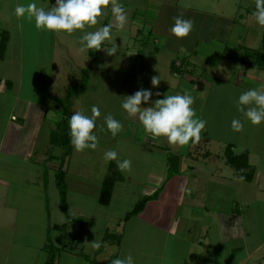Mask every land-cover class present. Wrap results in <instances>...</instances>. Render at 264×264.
Returning <instances> with one entry per match:
<instances>
[{
    "label": "crops",
    "instance_id": "1",
    "mask_svg": "<svg viewBox=\"0 0 264 264\" xmlns=\"http://www.w3.org/2000/svg\"><path fill=\"white\" fill-rule=\"evenodd\" d=\"M180 1L120 0L129 16L126 27L131 33L137 34L132 37L130 42L117 46L119 51H124V61H132L136 65L135 70L138 72L137 80L140 85L133 93L142 88L151 89L154 93L152 99L155 100L163 98L166 94H183L187 91L194 98L192 107L197 113L199 97L211 94L212 79L216 82L230 83L238 88L244 83V85L253 84L257 89H264V77L256 72V70H260L251 65L250 59L243 57L245 49L259 50L264 53V27L260 29V36L256 37V42L250 40L252 37L248 36L250 32H254L252 25L256 23L252 16L255 10V0L251 1V5L245 13L242 12L241 0H226L232 9L227 11L231 12L230 16L219 13L223 12L225 6L220 0L212 2H209L210 0H182L187 6H180ZM51 2H55V0H51ZM47 4L43 7L48 8L55 3ZM219 5L220 8H218ZM227 5L229 6V4ZM141 9L144 10L143 13H140ZM144 12L146 13L144 14ZM185 14L205 15L217 19L213 22L214 27L211 26V22H193L194 27L190 38L192 35L201 34L202 27L198 24L201 26L204 24L209 28V32L206 34H212L210 27L221 31L226 26L228 33L224 35V41L216 39V41L200 42L193 40L194 38L185 41L184 38L175 37L170 31L175 22L174 17L182 16L187 19ZM194 15L192 17L195 18ZM112 18L114 17L109 7L104 11L100 24L89 30H95L96 27L105 25V23L114 24ZM195 28L198 32L196 34ZM237 29H240L241 32L238 33ZM118 30L121 29L113 27V35H111L109 43H105V47L110 48L116 45V41L119 42L117 36L114 35ZM218 36L222 38L221 34ZM160 38L162 49H159ZM114 39L116 41H113ZM79 42H81V37ZM137 44H140L142 48L135 52ZM81 46L79 45L76 50L70 46L71 51L68 52V56L73 55L75 51L80 55ZM8 49L9 43L5 59L0 62L6 63ZM93 50H85L87 51L85 57L93 59V54H95ZM58 53L55 48L50 61H48L52 67V74H48L49 77L54 76L58 71V66L64 64L63 58ZM16 62L12 67L13 75L9 72L6 75L1 73V77L3 76L4 79L0 80V94L11 90V94H13L11 95L13 98L11 112H17V115L10 114L5 125V133L0 140V264H46L52 249L58 250L55 264H84L85 258L79 253L85 251L95 255L94 258L98 262L105 264L106 260L111 259L113 255H118V258L132 255L136 264H143V260L148 258V255L152 257V260L154 254L158 255V252L162 251V247H165V257L167 250L171 248L168 254L170 257L168 261L171 264H264V199L260 195L264 193V155L258 159L254 157L256 160L254 161L253 155L248 149L246 153H242L248 154L249 165L254 171L252 180L245 181L229 165L225 155L226 151L222 155L214 152L213 140L209 141L204 137H201L195 144L190 142L189 145L183 147H173L168 144L166 138L152 137L145 132L146 136L140 138L142 141L140 144L143 146L141 156L137 158L142 162L140 174L143 176V181L136 192V197L132 201V199L126 200L122 196L126 202L124 208L122 203L118 207L112 208L117 189H120L121 195L126 194L125 188L117 187L120 183L123 184L126 179L124 172L119 170L122 181L117 182L114 187L112 205L103 206L100 204L103 207L102 213L109 210L117 213L118 208L121 212L119 220L108 219L112 217L106 213L100 222L102 230L95 240L90 242V234H87L86 236L81 235L82 237L77 241L75 238L77 233L79 231L89 233L91 227L83 225L79 229L75 221L82 222L83 220L80 219L82 217L71 214V204L69 203V215L73 221L68 222L66 229L54 228L55 225L61 226L67 223L66 216L64 220H61L60 217L54 219L49 201L44 198L45 196H40L43 201L37 202L36 196L30 197L29 195L31 188L28 179L25 178L26 184H20L17 180L15 181V178L22 176L21 163L30 164L34 161V157L38 154L36 151L38 139L41 137L45 125L48 127L47 121L52 118L50 117L51 113L54 114L55 120L57 119L56 113L61 109L59 102L63 98L55 96L53 106H49L30 97H25L23 94L25 63L22 43L19 46ZM28 65L38 68V64L35 62H29ZM44 68L46 71L47 68ZM45 71L43 74L36 71L32 78L34 77L35 81H40L41 75L47 77ZM234 73L238 74V79L236 77L237 83L232 84ZM154 76H159L161 79L158 88L152 87L151 79ZM5 79L11 85L6 88L7 83H5V88L2 89ZM86 91L87 89L78 94L76 98ZM156 92H160L162 95L157 97ZM76 98L73 101L71 115L75 111L85 108V105L76 106ZM86 112L91 115V110ZM13 117H16V120H13ZM53 127H50L51 129L48 127V138L56 129L55 126ZM229 145L234 146V143ZM168 151L180 158L179 173L169 181H167ZM233 153L242 155L236 154L234 148ZM72 156L68 158L65 166L68 193L74 185H79L81 177L84 178L82 169H76L75 172H71L70 176ZM59 157V155L49 157L46 155L38 160L39 162H48V165H42L43 170L47 166V168L55 167L57 170ZM215 158H221L222 162L217 164L220 161H215ZM17 166H19L18 169ZM228 167L232 168L233 172L230 173ZM45 170L42 172V181H40L41 192L45 186ZM28 172L27 176L34 173L33 170L31 172L28 170ZM18 180L22 181L23 179L19 178ZM83 181L82 184H84ZM210 185L218 188V191L212 196ZM101 187L102 184L98 199ZM225 188L236 193V205L221 204L220 195L225 191ZM159 190H161L160 194L146 205L141 214L126 222L124 226L121 225L125 216L134 209L139 200L151 196ZM40 195L42 194L40 193ZM75 213L79 214V211ZM94 219L95 217L90 220L94 221ZM96 221H98L97 218ZM149 228L150 230H148ZM120 229L121 233H118L117 231ZM107 231L110 234L121 236L120 246L114 240H110L102 248L95 247V244L101 245L100 242ZM153 231L169 235L166 246H159L157 242L153 248L152 244L148 243ZM172 242L173 244L167 247ZM106 253L107 255L104 257L103 254Z\"/></svg>",
    "mask_w": 264,
    "mask_h": 264
},
{
    "label": "rangeland",
    "instance_id": "2",
    "mask_svg": "<svg viewBox=\"0 0 264 264\" xmlns=\"http://www.w3.org/2000/svg\"><path fill=\"white\" fill-rule=\"evenodd\" d=\"M212 1L215 0H210L209 2ZM251 1L252 0H241L242 12L244 13L247 12V9L251 5ZM29 2L32 1L31 0H0V30L8 31L10 34V40L8 42L9 49L7 52L8 56L5 60L6 63L0 62V66H2L0 67V80L1 78L4 79L3 76L1 77L2 75L1 73L6 75L9 72L11 75H13L12 67L15 63H17L16 59L18 56L19 46L21 43L23 44V49H24L25 66H24L23 94L25 97H30L31 99H34L40 103H45L46 105L53 106L54 103L53 101L55 96L58 95V97L60 98L62 97L64 99L67 95L68 88L78 84L81 81L83 76L82 73L83 70L88 69L90 71L89 73L90 80L88 83L87 91L77 98L74 97V99L76 98L75 104L77 107L85 105L83 111L85 112L86 115H90L86 111L88 110L90 111L93 105L99 107L101 111V116L97 119V129L95 130L99 139V144L95 150L86 149L83 152H76L73 149L74 150V152L72 153L73 156L71 154L72 163L70 165V176H71V172H75L76 169L77 170L82 169V171L84 172L83 175L84 178L81 177V182H79V185L78 186L74 185L69 190L68 203L71 204V210H70L71 214L81 215L80 217L82 218L80 219L83 220L82 221V223L84 222L83 225L85 227L87 225L88 227H91L89 229V233H87V231L81 233V235H85V236L87 234L88 235L90 234L89 236L91 237L90 240L91 242L95 240V237H98L99 232H101L102 230L101 229L102 226H100V222L103 215L108 213V215L112 217L108 219H111L113 221H117L119 220V217H121V214L119 215V213L121 212L119 211L118 208H117V213H115L114 211H110L109 209H108L109 211H107L106 213L105 212L102 213L103 207L99 203L98 193L100 190V186L102 184L104 177L108 176L111 173L110 162L105 161L104 153L108 150L114 149L118 152L119 159L121 160L129 159L132 161L131 171L124 172L125 174L124 176L126 179L123 182V184L120 183L117 186L118 188L120 187L125 188L126 194L121 195L120 189H117L116 187L117 193L113 201L114 205L110 203L112 205V208L118 207L119 204L121 203L124 208L126 202L124 201L122 196H124L126 200L132 199L133 201V199L136 197V192L140 188V185L143 181V176L142 174H140L142 172L141 171L142 167H140L142 162L137 158L141 156V150L143 148V146L140 144L142 143L140 138L142 139L143 136L145 137L146 133L143 129V126H141V124L139 123V121L136 118H129L127 113L121 107V103L125 99V97L134 94L133 93L134 90L138 89V86L140 85V83L137 80L138 72H136L135 70L136 65H134L132 61H126V62L124 61L125 58L123 55L124 51H118L115 55L109 56L107 54L106 47L97 51L93 50L95 54H93L92 57L93 59H91L93 61L92 63L89 58L85 57L87 51L80 50L81 53L80 55H78L79 53L75 51L73 55L68 56L69 55L68 52L71 51L70 46H72L76 50L78 49L79 45H81V42H79V38L81 37L82 33L80 31H76L73 34H67L63 32L57 34L50 31L38 30L35 27L34 20L30 21L26 17L18 18L15 15L14 10L17 4L20 3L27 4ZM35 2L37 3L38 6H44L47 3L50 4L55 3V2H51V0H47V1L38 0ZM220 2L223 3L225 6L223 12H219V13L230 16L231 12H227L228 10L230 11L232 10L230 7V3L226 0H220ZM184 3L185 2L181 0L179 5L187 6V4ZM227 4H229V6ZM218 8H220V5ZM142 11L144 10L141 9L140 13H143ZM145 13L146 12H144V14ZM144 14L142 15L144 16ZM192 15H186L185 18L191 19L193 22L195 21L211 22V26H213L214 21H217V19L210 18L205 15H200V16L194 15L195 18L192 17ZM112 19L114 21V18ZM198 25L202 27L200 30L201 34H199L195 28V34L196 33L198 34L196 36L192 35V38H190V34H189L187 37H184L183 40L190 41L194 38L193 40L200 42L209 41V40L216 41V39L219 40L222 39L224 41V35H227L228 33V28L226 26H224V30L221 31L217 30L216 28H213L214 27L213 26L210 27L212 34H206L207 32H209V28L207 27V25L204 24L202 26L201 24ZM252 27L254 32H250L248 36L252 37L250 40L256 42L257 41L256 37L260 34V29L262 27L259 26L257 23H254ZM237 32L239 33L241 32V30L237 29ZM219 34L222 35V38L218 36ZM114 35L117 36L119 42L117 43L115 39L113 41H116V45L119 47V45H123L130 42L132 40V37H135L137 34L135 32L131 33L130 31H128V28L126 27L123 30H118L117 33ZM110 40L111 38L108 41ZM230 40L232 39L230 38ZM108 41H106L105 43H109ZM155 45L157 44L155 43ZM159 47H160L159 49L163 48L161 38H160ZM55 48L59 52L58 55H60L61 58H63L64 64L59 65L58 71L55 73V75L49 77L52 74V67L50 66V63L48 61H50L53 50ZM141 48L142 47H140V44H137L135 52L141 50ZM211 52L214 53L212 50ZM96 58L98 59L94 61V59ZM29 62H35L36 64H38V68L36 69L32 65H28ZM43 67H46L47 70L45 71V68L43 69ZM36 71H39L42 74L45 71V76L47 77H43L41 75V80L35 81L34 77L32 78V75L33 73L35 75ZM256 72L264 77L263 71L261 72L256 70ZM237 75L236 73H234L232 84L237 83L235 80ZM6 81L7 80L5 79L1 87L2 89L5 88L4 87L5 83H7L6 88L7 86H9L8 82ZM211 82H212V90L210 96L206 94L204 97H199L200 102H198V106H197L196 115L206 121V126L201 133V137H204L206 138V140L209 141L213 140L212 148L215 150L214 152H217L220 155H222L226 151L227 149L226 147L228 146V144L234 143L233 148L236 154H242L243 152L246 153L248 149L250 153L253 155V159L254 157H256V159L260 158L261 155H264V123L258 126L252 125L250 121L244 118L243 115L237 111V107L235 104V101L238 99L239 95L242 92L247 91L251 88H256V86H254L253 84L244 85L243 83V85H241V87L238 88L234 85H231L230 83L216 82L214 79H212ZM263 86H264V82H263ZM7 91H8L7 93L0 94V140L2 139L5 133V125L9 120L10 114L15 113L17 115V112H11L13 106V98L11 97V95L13 94H11L10 89ZM109 113H111L114 116V118L120 121L123 125L122 131L115 137H113L111 132L107 130L106 125L104 126L103 130H100V126L104 124V116H106ZM56 114H57L56 120L55 117H53L54 114L51 113L50 117L52 118L48 119L47 121L49 129H51L50 127L54 128L53 126L56 127V122L58 120L59 112ZM233 119L241 120V123L243 125L241 131L239 132L233 131L231 126ZM48 127H46L45 125V128L42 131V135L38 139L37 148H36L38 154L34 157V161H32L30 164L21 163L22 176H19V178H22L23 180L19 181L18 180L19 178H15V181L17 180V182L20 184H26L27 182L25 178H27L28 181L30 182L29 186L31 188L29 193L30 197L36 196L37 202H39L40 200L43 201V198H40V196H45L44 198L47 201H49L50 210L52 212L53 218L57 219V217L58 218L60 217L61 220H64L65 214L61 209L60 196H59L58 188L56 186V178H55V174L58 169L55 170L56 168L51 166L50 168H47L48 166L45 167V169H47V170L44 169L46 176V183L45 186H43L44 188L42 192L40 187L41 186L40 181H42V175H43L42 172L44 171L42 165L46 166L48 165V162H43V161L39 162V160H41L42 157L46 155H48V157L51 155L61 156L60 154L62 153L61 149H58L56 146H53L51 144L50 138H48L49 137ZM57 152H59L60 154L59 153L57 154ZM217 160H219L220 162H218ZM215 161L218 162L217 164H220L222 162V159L215 158ZM254 161L256 160L254 159ZM57 163H58L57 165L59 166L60 161L58 160ZM18 168L19 166H17V169ZM228 168L230 170L229 171L230 173L233 172L232 168L230 167ZM28 170H30V172L31 170H33L34 171L33 175L27 176L26 174L29 173ZM82 181L84 182V184H82ZM121 181H117V182H121ZM210 186L212 188L211 190L212 192L211 196H212L216 193V191H218V188L214 187L213 185ZM40 193L42 195H40ZM23 194L27 195L25 193ZM260 195L261 198L264 199V193H261ZM220 197H221V204H224L225 206L236 205L237 195L234 191L225 188V191L221 192ZM76 211H79V214L75 213ZM94 217H95L94 221H91L90 219L93 220ZM96 218L98 219V221H96ZM124 224L125 222L123 220L121 225L124 226ZM148 230H150V228ZM117 232L121 233V229L120 231ZM114 234L117 233L114 232ZM167 236L169 235H166V233L153 231L148 243L150 245L152 244L153 248L154 245L156 246L157 242L159 246L160 245L166 246ZM105 243L107 242H104L103 247ZM172 244L173 242L169 244V246L167 247H170ZM162 248H163L162 251H159L158 255L154 254L152 260H151L152 257L148 255V258H145V260H143V264H171L170 261H168V259L170 258L168 254L171 251V248L167 250L166 257L164 250L165 247ZM149 251L150 248L148 249V252ZM83 253L88 255L90 259L98 261L97 259L94 258L95 255L89 254V252L86 251ZM105 255H107V253L103 254L104 257H106ZM111 259L106 260L107 263ZM84 262H85L84 264H88L86 260Z\"/></svg>",
    "mask_w": 264,
    "mask_h": 264
},
{
    "label": "clouds",
    "instance_id": "3",
    "mask_svg": "<svg viewBox=\"0 0 264 264\" xmlns=\"http://www.w3.org/2000/svg\"><path fill=\"white\" fill-rule=\"evenodd\" d=\"M110 7L114 24L109 23L96 27L103 18V13ZM15 15L18 18H27L35 22V27L41 31L53 33L73 34L80 31L81 51L101 50L105 48V42L112 35L115 26L118 29H125L129 16L120 0H55V4L45 8L38 6L35 0L27 4H17ZM255 22L264 27V0H255V10L252 13ZM174 24L171 33L177 38L187 37L193 30V21L184 19L182 16L174 17ZM107 48L109 56L115 55L119 49L117 45ZM159 76L151 79L153 88H158L160 84ZM154 93L151 89H140L134 94L126 96L121 103L122 109L129 118H137L146 133L152 137H164L170 146L183 147L191 142H199L201 133L205 129L206 121L196 115L193 96L185 91L183 94L164 95L163 98L152 99ZM160 97L162 94L156 92ZM237 111L252 125L264 123V89L251 88L242 92L235 101ZM145 105H147L145 107ZM101 116L98 106L91 107V115H86L83 110L75 111L68 120L69 139L76 152H83L86 149L95 150L98 147L99 139L95 129H97V119ZM111 132L112 136H117L123 129L120 121L109 113L104 116V126ZM233 131H241L243 125L241 120L233 119ZM105 161H115L121 172H130L132 161L129 159H119L116 150H108L104 153ZM99 248V244H95ZM111 264H136L132 255L124 258H117Z\"/></svg>",
    "mask_w": 264,
    "mask_h": 264
},
{
    "label": "trees",
    "instance_id": "4",
    "mask_svg": "<svg viewBox=\"0 0 264 264\" xmlns=\"http://www.w3.org/2000/svg\"><path fill=\"white\" fill-rule=\"evenodd\" d=\"M9 40H10L9 32L0 30V60L5 59ZM263 43H264V36H263ZM243 57L246 59H250L251 65L254 68L260 71H264V53L262 51L245 49ZM82 73L83 76L81 81L78 84L69 87L67 90L66 97L61 102H59L61 106L59 112V120L57 122L56 129L52 132L50 137L51 144L62 150L61 156L59 157L60 164L55 174V178H56V186L58 188L59 196H60L61 209L67 218V223L61 226L59 225L53 226L54 228L57 229H66L68 222L73 221V219L69 215L68 185L66 181L67 172L65 170V166L68 161V158L71 156L73 152V146L71 145L69 139V126H68V120L71 117V110L73 107V99L78 94L83 93L87 89L89 83L90 71L88 69H84ZM8 84L11 85L10 82H8ZM225 155L229 165H231L235 169L236 174L241 179L245 181L252 180L254 176V171L251 170V166L249 165L248 154L235 155L233 153V145H229L226 149ZM167 160L169 164L167 181H169L172 177H174L179 173L180 158L178 157V155L168 151ZM110 168H111V173L105 177L102 183L100 196H99V203L103 206L110 205L114 187L117 181L121 180V175L117 165L115 164V161L111 162ZM248 170L249 172H246ZM45 183H46V176H45ZM160 192L161 190L157 191L155 194L151 196L139 200L136 206L134 207V209L125 216L124 222L125 223L128 222L129 220H131V218L136 217L141 212H143L147 203L157 198ZM75 222L77 223L79 229L83 227V223L81 221L76 220ZM80 237H81V232L79 231V233H77L75 238L78 241L80 240ZM110 240H114L117 243V245L120 246L122 238L120 235H113L107 231L105 232V235L102 238L100 248L103 247L104 242H108ZM57 251L58 250L52 249L46 264H55ZM79 254L83 258H85V260L89 264H105L90 259V257L84 254L83 252H80ZM117 258L118 255L113 256L112 259L106 264H111V261Z\"/></svg>",
    "mask_w": 264,
    "mask_h": 264
},
{
    "label": "built area",
    "instance_id": "5",
    "mask_svg": "<svg viewBox=\"0 0 264 264\" xmlns=\"http://www.w3.org/2000/svg\"><path fill=\"white\" fill-rule=\"evenodd\" d=\"M13 120H16V117H13Z\"/></svg>",
    "mask_w": 264,
    "mask_h": 264
}]
</instances>
